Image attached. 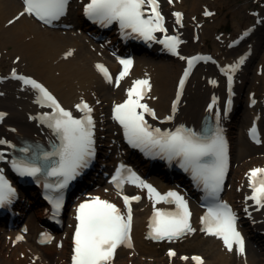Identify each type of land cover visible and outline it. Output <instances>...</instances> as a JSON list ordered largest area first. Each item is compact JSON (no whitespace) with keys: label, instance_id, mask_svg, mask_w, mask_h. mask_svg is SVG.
Listing matches in <instances>:
<instances>
[{"label":"bare ground","instance_id":"1","mask_svg":"<svg viewBox=\"0 0 264 264\" xmlns=\"http://www.w3.org/2000/svg\"><path fill=\"white\" fill-rule=\"evenodd\" d=\"M83 1L73 0L69 13L64 19V23L69 26L65 29L60 24L54 28L44 27L29 16L21 17L10 24L9 21L14 20L23 10V2L0 0V79H2L0 80V111L6 114L0 125V140L6 141L9 146L2 149L14 150V145L19 146L14 142L17 143L21 138L26 140V146H30L31 149L42 144L49 151H54L60 143L56 134L37 122V118L42 117L39 114L45 113V109L37 103V95L32 88L24 86L22 81L13 78L12 72L15 70L17 75L47 85L58 96L62 105L73 114L81 115L76 105L82 101L93 108L92 114L96 118L99 142L103 147L102 162L106 167L112 166L114 169L127 157L131 165L139 166L140 172L142 171L161 194L178 190L177 184L185 186L182 177H173L156 164L140 162L128 154L129 150L121 142L120 128L111 119L110 108L113 103L127 99V90L133 86L135 80L148 79L152 86L151 92L148 93L151 99L146 97L143 102L154 108L158 116L168 114L175 97L181 62L164 54L139 51L136 53L137 60L129 74L119 81V87L116 86L117 77L113 74H111L112 83H109L96 66L102 64L109 72H115L117 70L115 53L122 46L118 45L114 31L106 34L102 43L98 45H93L92 41L88 40L81 30V14L77 9L82 8ZM220 6V0H172L171 3L169 0H164L163 2V11L170 29L179 32L184 40L181 46L182 52L190 55L205 52L212 59L206 66L198 68L190 81L184 85L182 93L180 92V103L176 107L174 119L177 123L191 128H195L206 114L210 93L222 94L223 80L218 76L217 68L225 63L234 62L240 51L251 50L252 53L242 71L236 76L235 91L239 94L236 104H239L241 92L248 88L247 105L251 98H256V94L264 98L262 66L253 72V83L249 82L250 63L264 50V23H261L264 20V6L254 10L258 12L255 17L245 15V7L222 13ZM177 12L184 15L181 27L175 26L172 22L174 13ZM206 12L212 15L205 19ZM219 12L222 17L219 16ZM251 12V10L247 11L248 14ZM228 19L232 20L230 21L232 24H229ZM223 22L225 25H232L230 27L232 33L217 30ZM245 28H252L253 32L241 37L237 46L231 48L230 43L235 38H239ZM238 33L240 34L235 37L234 35ZM69 52L72 53L71 56L67 55ZM261 63L264 65V56ZM211 77L219 79L215 88L207 85ZM247 105L242 114H239L240 106L236 105L234 112L240 118L235 119L231 117L224 119L217 106L213 109L218 125L230 142L233 164V177L230 183L244 193L251 190L248 173L255 168H264V144L258 148L247 136L248 126L254 116H260L263 126L259 134L264 143V113L260 103L255 109L261 112L256 114L253 110H249ZM98 181L92 183V189L99 185ZM98 187L88 191V197L100 196L102 199H112L109 185ZM137 191L142 196V200L134 209L131 231L133 247L119 248L113 264H194L191 257L197 255L203 258L204 264L262 263L264 254L261 247L256 251L246 244L245 255H240L235 246L230 252L221 239L202 231L204 225L201 217L204 212L197 207L196 200L187 197L184 193L185 200L191 206V225L196 231L179 240L148 238L151 233V216L155 208L163 209L169 204L161 203L154 207L153 201L142 189ZM236 196L235 189L227 190L226 199L235 200ZM27 200L28 204H23L21 201L18 203L13 218L6 217L0 221V254L7 264H29L37 254L34 250H28V243H15L17 232L24 231L31 241L33 233L40 234L43 230L41 223H43L45 207L40 205L41 201L38 200V206H35L29 214L28 206L33 201ZM71 203L70 201L69 205ZM170 206L175 207V205ZM243 228L251 241L257 238L255 231L260 230L264 234V225L260 222L251 226L245 224ZM252 243L255 244L253 241ZM37 246L42 254L37 264H69L68 246L62 249H57L51 243ZM170 248L177 252L172 259L168 258L167 254ZM184 256L189 257V260L181 259ZM10 257H14L18 262L10 261Z\"/></svg>","mask_w":264,"mask_h":264},{"label":"snow or ice","instance_id":"2","mask_svg":"<svg viewBox=\"0 0 264 264\" xmlns=\"http://www.w3.org/2000/svg\"><path fill=\"white\" fill-rule=\"evenodd\" d=\"M22 2L23 10L14 20L9 21L10 24L24 16L35 17L45 24H52L67 14L70 0H22ZM171 2L172 0H169V3ZM159 8L158 0H89L84 11L91 21L101 26L107 27L117 23L127 35L136 34L144 40H156L155 33L167 32L164 27V17ZM174 15L179 23L182 20V14L177 12ZM206 15H212V13L206 12ZM160 43H163L173 54H178L177 47L181 41L176 36L165 35ZM67 55L71 56L72 53L69 52ZM199 59H204V57L189 59V68L195 60ZM243 62L242 59L240 63ZM120 64L123 65V71L117 77V87H119V81L129 74L133 61L132 59H120ZM96 67L106 80L112 83V75L108 69L102 64ZM229 71H235V68L230 67ZM12 76L40 94L37 103L53 110L51 114L46 113L40 119L53 129L60 141L54 151L13 160L12 167L21 176L36 177L43 174L56 177L55 182L46 184L45 187L49 189L50 201L59 211L63 203V190L82 174L83 169L89 167L95 156V122L91 115L93 108L83 101L77 104L76 109L84 114L82 118H77L72 111L63 108L42 83L17 75L15 70ZM187 76L188 72H185L184 79L180 81L181 93ZM151 89L152 86L148 79L135 80L133 86L127 90V99L123 103L116 104L113 109L114 119L123 127L127 142L147 156L179 161V166L190 172L196 183L202 185L206 193L207 213L201 217L204 225L202 231L221 239L228 251L231 252L235 246L240 255H245V240L237 228L238 217L229 205L219 200L218 195L222 191L228 168L227 144L222 130L218 126L206 128L201 133L183 126L174 131H161L159 128H154L145 119V115L156 119V112L143 102ZM148 98L151 99V97ZM173 109L175 110V104ZM5 115V113H0V120ZM172 118L169 116L167 119ZM4 143L7 142L0 140V144ZM20 151L26 154L31 151V147L22 148ZM54 157L58 159L53 160ZM2 158L0 155V159ZM123 168L122 165L112 183L119 190L126 211L122 212V209L115 203L102 199L100 196H92L80 203L76 209L78 224L73 237L72 264H113L120 247H133L131 205L133 201L139 202L141 197L124 195L123 184L125 182L135 184L141 189H147L148 198L153 201L154 207L161 203L175 205L173 211L155 208L148 238L179 240L196 231L191 225L192 213L183 196L175 191L161 194L130 169L127 178L122 179ZM248 178L252 195L247 199L253 201L259 209H264V168L252 169L248 173ZM15 194V189L0 171V207L10 204ZM17 239H23V237ZM47 240H50V237L46 236L45 241ZM168 255L175 257L176 252L169 250ZM181 259L187 261L189 257L184 256ZM191 259L195 264H204L201 256H193Z\"/></svg>","mask_w":264,"mask_h":264},{"label":"rangeland","instance_id":"3","mask_svg":"<svg viewBox=\"0 0 264 264\" xmlns=\"http://www.w3.org/2000/svg\"><path fill=\"white\" fill-rule=\"evenodd\" d=\"M229 1V2H228ZM219 3V1H217ZM221 2V8H222V13H226L227 10H238L239 8L241 7H245L244 9V14L245 15H249L247 13V11L249 10H254V9H259V7H262L264 6V0H220ZM220 4V3H219ZM215 16V15H214ZM219 16L222 17V14L221 12H219ZM229 22V24H232L230 21H232L231 19H228L227 20ZM225 22H223L221 25H220V28H218L217 30H221V31H224V32H228V33H232L230 32V27L232 25H225L224 24ZM263 27V26H262ZM264 56V50L262 52V54L260 56H257L255 57L251 63H250V67H251V70H250V81H253V72L255 71V68L257 65L261 64V59L262 57ZM249 90V88L247 90H244L243 92H241V95L239 97V106L241 108V111L239 112V114H242L244 111H245V100H246V94H247V91ZM239 116L238 115H235V118H238ZM99 179V178H98ZM232 189V188H230ZM233 189H236V187H234ZM29 194H33V193H29ZM34 196H31V199L34 198L33 202L32 203H29V214L31 212V210L37 206V201H36V197H35V194H33ZM21 203L23 204H28V200L26 199V195L22 192V197H21ZM255 242V244L252 243ZM250 240L249 239V247L250 248H254L256 251H258V248L261 247L262 248V252L264 254V238H256V240ZM261 264H264V258H263V261Z\"/></svg>","mask_w":264,"mask_h":264}]
</instances>
